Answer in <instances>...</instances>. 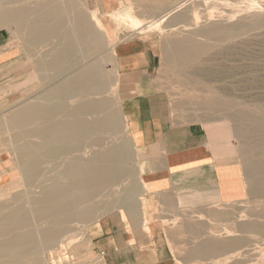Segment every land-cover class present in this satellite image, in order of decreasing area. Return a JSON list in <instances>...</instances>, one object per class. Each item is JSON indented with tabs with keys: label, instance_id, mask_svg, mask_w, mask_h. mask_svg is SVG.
Segmentation results:
<instances>
[{
	"label": "bare ground",
	"instance_id": "bare-ground-1",
	"mask_svg": "<svg viewBox=\"0 0 264 264\" xmlns=\"http://www.w3.org/2000/svg\"><path fill=\"white\" fill-rule=\"evenodd\" d=\"M206 2L137 0L134 4L138 23L143 24V17L148 15L155 18L153 24H143L142 31L187 28L188 12L193 11L191 26L202 40L185 37L164 47L166 60L176 69L189 70L213 50L220 55L251 29L250 22L244 25L242 21L206 20L199 26L200 13L194 10ZM127 12L113 15L121 21ZM106 23L96 9L81 0H0V30L11 35L8 46L25 53L26 59L18 61L16 69L20 73L31 71L34 77L26 79L35 88L32 96L25 89L22 103L0 119V133L8 135L5 142L15 163L12 178L16 179L0 186V264H55V257L51 262L47 254L54 256L69 249L82 255L92 240L87 233L89 224L99 213L130 203L137 193L135 171L126 166L132 159L130 141L118 138L128 134L127 123L115 96L116 51ZM104 65L111 69L104 70ZM207 94L194 98L199 109L221 113L239 123L238 134L247 140L259 138L245 152V168L251 181L249 197L262 200L264 216V107ZM4 176L9 177L4 173L0 181ZM242 212L240 208L236 214ZM251 231L264 238V223L234 222L223 229L213 227V240L204 241L196 252L203 261L234 255L246 244L235 234ZM220 233L231 239H216Z\"/></svg>",
	"mask_w": 264,
	"mask_h": 264
},
{
	"label": "crops",
	"instance_id": "crops-1",
	"mask_svg": "<svg viewBox=\"0 0 264 264\" xmlns=\"http://www.w3.org/2000/svg\"><path fill=\"white\" fill-rule=\"evenodd\" d=\"M96 2L101 12L110 0ZM115 51L138 194L94 227L92 249L104 264H202L199 245L213 240V227L233 225L250 196L246 170L222 131L174 113L156 41L133 39Z\"/></svg>",
	"mask_w": 264,
	"mask_h": 264
},
{
	"label": "rangeland",
	"instance_id": "rangeland-1",
	"mask_svg": "<svg viewBox=\"0 0 264 264\" xmlns=\"http://www.w3.org/2000/svg\"><path fill=\"white\" fill-rule=\"evenodd\" d=\"M81 1L86 2V4L88 6H91L92 9H96L101 20H107L106 28L110 33V36L112 37L111 39L113 40L115 47L121 42H126L133 39L153 40L162 47L163 67L160 70L159 74L164 78L163 84L166 88L165 90L170 95L172 108L173 111H175L174 113H176V115L180 117H186L189 121L204 124L210 128H213V130L218 133L222 131L224 136L223 140H227V142H229V144L233 146L234 163L242 165L245 168L248 159L245 152L246 150H250V148H253V144H256V141L259 140V138H251L250 141L242 137L238 134L239 123L232 121L230 118L221 113L217 115L216 112L214 113L211 111H204L199 109L194 103V98L196 99L197 97L199 98L200 96L209 93L207 94V96H224L220 98H226V100L233 99L232 101H238L237 103L243 105H262V107H264V0H221V2L223 3L226 2V4L224 5L219 0H207L205 4L201 5L200 9H191V11L194 10L200 13L202 21L200 22L199 26L204 24L206 20L209 23L221 21L225 23H238V21H242L244 25H248L251 23L252 26L248 31V34L243 39H240V41L238 40L237 42H235L234 46L232 44L220 55H216L213 50V54L212 52L206 54L203 57L205 59L204 61L202 59L200 62H196V64L188 67L189 70H187V68L176 69L174 67V64L169 63L166 60L164 47H166L173 40L185 37L193 38L197 41L202 40V37L199 34H196L197 30L193 29V27L191 26L193 24V11L188 12L187 25L189 28L178 26L177 28H174L175 30L171 29L170 31L169 29H167L165 30V32L155 30L142 31L141 28L143 24H153L155 18L149 17L148 15L147 17H143L145 18V20H143V24L138 23L135 20V12L137 11H135L136 6L134 5L137 0H110V3L108 5L101 8V12L98 10L96 0ZM214 2L216 3L214 4ZM218 2L221 4H219ZM233 2H235L234 4L236 5H233ZM217 4L221 6L215 8V5ZM213 5L214 7H211ZM238 7H240V9H238ZM214 9H217V11L219 10L218 13ZM118 11H128L124 16V19H122L121 21H119L117 18L115 19L113 15L114 12ZM230 13L233 14L232 17ZM220 14L223 15L221 16ZM214 16H217V19ZM233 16L235 18H233ZM227 20H230L231 22H226ZM108 21H110V23ZM11 39L12 37L8 31L0 30V119H2L4 115L10 113V111H13V109L15 110L18 105L22 103L25 98L23 97V91L25 89H29L31 91L29 96L33 95L32 91L35 89L29 84V82H27L26 79L27 76H30L31 78L34 77L33 73L28 70H23L20 73L16 69L18 61L26 59V56L24 55V52H20V49L18 47L8 46ZM210 57L211 59H208ZM110 69V66L104 65V70L109 71ZM20 75H22V77ZM186 80L188 82H186ZM197 86H199V88ZM200 86H205V88H201ZM116 90L117 95L115 96L121 104L119 100V86H117ZM7 136V134L0 133V176L5 173L8 174L11 178L4 176L3 180L0 181V186H4V184L8 185L16 180L15 178H12L15 173L13 169L15 167V163L13 161L11 152L6 147L7 145L5 140ZM120 137L126 138L130 141L128 134L124 133L121 136H118V138ZM130 152L132 154V159L128 161L126 166L128 169L134 170L133 168L135 162V154L131 141ZM241 153H243V155ZM132 162L133 164H131ZM250 183L251 181H249V185ZM2 190V187H0V192ZM256 199L257 198L249 197L245 202L242 203V208L245 212L236 214L235 222L237 224L241 222H251V224L264 223V216L263 213H261L262 200ZM2 201L3 200H0V202ZM113 211L114 210L112 209L107 213H99L97 218H95L89 224V226L87 227L88 230L87 228L86 230L91 238L94 227H98L100 221L106 216L113 214ZM248 211H250L251 214H247ZM252 232L253 231H251V233L249 234H235L237 239L244 241L246 244L243 248L237 250L234 255H220L218 259L204 261L202 264H264V238L261 235ZM217 239H222V235L220 237L217 236ZM50 257L51 262L53 260V257H55V264H57L56 262H58L60 259L61 262H63L64 260H68L70 264H104L101 256L93 251L92 240L85 248V251H82V255H78L74 250L69 249L67 251L58 252L54 256H49V254H47V258L49 259ZM60 261L58 262V264L61 263Z\"/></svg>",
	"mask_w": 264,
	"mask_h": 264
}]
</instances>
